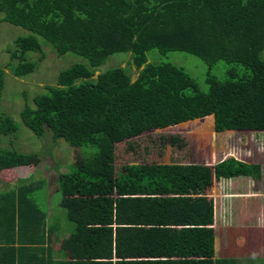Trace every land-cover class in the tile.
Wrapping results in <instances>:
<instances>
[{"label": "trees", "instance_id": "obj_1", "mask_svg": "<svg viewBox=\"0 0 264 264\" xmlns=\"http://www.w3.org/2000/svg\"><path fill=\"white\" fill-rule=\"evenodd\" d=\"M0 14L25 32L7 48L14 77L36 70L44 44L59 57L84 60L30 101L22 96L19 120L0 112L4 139L23 129L38 139L50 132L52 141L82 154L56 178L71 231L39 207L46 179L0 189V264H243L236 254L244 249L235 244L213 259V206L205 192L212 180H259L260 165L229 157L213 167L116 170L115 146L206 118L216 133L264 132V0H0ZM172 52L203 62V81L158 62ZM30 53L41 56L31 60ZM117 54H129L127 65L99 72ZM4 78L0 67V98ZM4 139L0 173L31 162Z\"/></svg>", "mask_w": 264, "mask_h": 264}, {"label": "rangeland", "instance_id": "obj_2", "mask_svg": "<svg viewBox=\"0 0 264 264\" xmlns=\"http://www.w3.org/2000/svg\"><path fill=\"white\" fill-rule=\"evenodd\" d=\"M1 19L0 14V67L5 72L0 98V112L11 116L14 121H17L19 120L18 113L23 105L22 96L25 95L30 101L35 95L42 93L45 86L54 85L58 74L62 70L76 63H84V60L72 53L59 57L49 45H45L44 41L39 38L40 43L44 44L42 45L43 58L36 70L24 78L14 77L6 67L9 61L7 48H12L14 39L25 32L19 27L1 22ZM30 55L31 60H38L41 56L35 53H30ZM127 55L129 54H117L109 57L100 67L99 72H104L116 66L125 67L126 62L129 61ZM156 56H158L157 53ZM158 57V62H171L184 68L198 82L203 81L202 76L206 73V66L198 59L184 53L175 52ZM218 66H221V63ZM130 69L132 81H134L138 74L134 66H131ZM213 71L215 72V69ZM97 75L98 72L94 74V77ZM18 124L21 126L20 121ZM22 131L19 138L17 135L14 136L17 139L6 137L5 140L2 136L0 138L8 143L9 140L14 141L11 148L18 152L28 153L31 162L28 165L14 167L0 173V189L17 186L19 181L30 182L46 179L48 196L38 199L39 207L45 211L47 210V212L50 210L53 215L57 216V220L62 222V227L66 228L65 231H71L73 225L66 220L65 211L59 206L61 195L59 192H55L58 187L56 178L57 173L71 171L72 165L80 160L76 157L82 155L81 150L68 146L62 140L52 141L49 137L50 132H47L43 138L38 139L29 130L23 129ZM7 142L6 145H8ZM2 145L5 146L4 143ZM130 145L133 146V151L129 150L128 146ZM229 157L247 164L260 165L262 179L255 181L259 182L255 184L257 185L255 190L249 188L250 186L246 188V183L250 182L248 179L223 180L226 185L230 186L232 183H238L234 192L231 189V191L224 189L221 186V181L213 182L212 180L205 195L211 200L213 206L215 205L214 202L218 204L217 212L215 215L213 214V223L210 226L215 232L213 259H217L221 255L218 250H226L227 247L230 246L231 248L235 244L236 246H242L244 249L242 254H236L239 258L249 257L251 259V257H254L250 262L264 263V217H260V215H264V203L261 198L255 201L254 197L255 194L264 192V132L228 131L216 133L213 129L212 118H206L203 121H191L163 130L143 133L128 142L117 144L115 146L114 167L117 170L118 167L126 164L152 163L158 165L202 164L213 167L216 163ZM256 190L258 192H255ZM41 192L44 193L45 191ZM115 195L117 196V194ZM224 197L229 200L228 204L224 206L226 230L220 226L222 224L220 223L222 214L219 210L221 204L218 203V201L223 202L220 198ZM252 231L254 233H251ZM64 232L61 230L60 234ZM252 241L255 242V247L249 246Z\"/></svg>", "mask_w": 264, "mask_h": 264}, {"label": "crops", "instance_id": "obj_3", "mask_svg": "<svg viewBox=\"0 0 264 264\" xmlns=\"http://www.w3.org/2000/svg\"><path fill=\"white\" fill-rule=\"evenodd\" d=\"M262 169V168H261ZM234 179H248V180H250V182H247L246 183V185H247V187L246 188H248L249 186V188H251L252 190H255V188L257 187V185H255L256 183H259V182H255V181H260L261 179H262V173H261V178L259 179V180H254V179H252L251 177H237V178H234ZM223 180H225V179H221V180H219V181H215V180H213V182H222V185L221 186H223L224 187V189H226L227 191H231L232 190V192H234L235 191V187L237 186V184L238 183H232V185L230 186V185H226L225 183H224V181ZM230 180H233V179H230ZM231 189V190H230ZM259 190V189H258ZM258 190H256L255 192H258ZM261 191V190H260ZM227 195H229V194H227ZM244 196V195H243ZM254 195L252 194V197H253ZM246 197H249V198H251L250 196H246ZM255 201L256 200H260V198H261V201L264 203V192H259V194H255ZM224 199V200H223ZM228 198L227 197H224V198H220V200H222L223 202H219L218 201V203H220L221 204V207H220V212H221V218H222V221L220 222V223H222L220 226L222 227V228H225V230L227 229V226H225V224H226V222L224 221L225 220V215L226 214H224V211H225V209H224V206L226 205V204H228V202H229V200H227ZM215 200H216V198H215ZM214 208H213V214L215 215L216 214V212H217V209H218V204H217V202L215 203L214 202ZM217 204V205H216ZM218 210V211H219ZM260 217L262 218V217H264V215H260ZM257 218L259 219V217L257 216ZM264 220V219H263ZM263 223H264V221H263ZM230 229H232L231 227H230ZM251 233H254L253 231L251 232ZM253 236V235H252ZM214 237H215V232H214ZM215 242V241H214ZM253 246V247H255V242H251L250 244H249V246ZM220 250H218V252H219ZM217 252V253H218ZM214 253H215V251H214ZM239 258V257H238ZM253 258L254 257H251V259L249 258V257H241V258H239V260L240 259H242L244 262H242L243 264H264L263 262L261 263V262H250L251 260H253ZM255 259H258V260H260L261 258H255ZM247 261V262H246Z\"/></svg>", "mask_w": 264, "mask_h": 264}]
</instances>
